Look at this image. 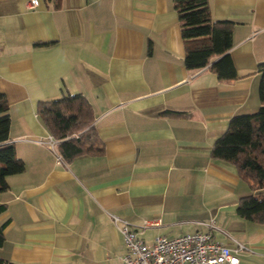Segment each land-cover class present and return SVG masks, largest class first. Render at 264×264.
Returning <instances> with one entry per match:
<instances>
[{"label":"crops","instance_id":"0c3cea01","mask_svg":"<svg viewBox=\"0 0 264 264\" xmlns=\"http://www.w3.org/2000/svg\"><path fill=\"white\" fill-rule=\"evenodd\" d=\"M29 1L0 0V91L9 141L25 162L0 194L8 222L0 257L123 264L117 216L134 227L159 219L144 230L147 242L212 232L245 245L240 264H264V225L237 213L252 189L235 165L211 156L230 119L261 105L264 0H209L215 20L234 22L232 81L186 67L175 0H39L35 9ZM66 94L91 103L103 154L58 162L42 142L51 134L38 104Z\"/></svg>","mask_w":264,"mask_h":264},{"label":"trees","instance_id":"16d2710c","mask_svg":"<svg viewBox=\"0 0 264 264\" xmlns=\"http://www.w3.org/2000/svg\"><path fill=\"white\" fill-rule=\"evenodd\" d=\"M59 6L60 0H45ZM185 40V65L190 70L209 66L221 81L239 77L231 56L234 22L215 20L209 0H175ZM216 58L214 61H212ZM260 108L254 113L233 116L226 131L211 150L215 159L236 166L241 179L252 192L240 198L237 213L264 225V61L259 64ZM38 115L50 134L59 139L58 149L64 158L103 154L102 141L95 126L91 103L83 94H66L62 98L40 101ZM179 113L167 111L165 113ZM11 114L9 102L0 91V194L9 188L8 177L25 171V162L9 141ZM7 209L0 204V214ZM6 222H0V246L4 244ZM0 264H16L0 257Z\"/></svg>","mask_w":264,"mask_h":264},{"label":"built area","instance_id":"2783aa9c","mask_svg":"<svg viewBox=\"0 0 264 264\" xmlns=\"http://www.w3.org/2000/svg\"><path fill=\"white\" fill-rule=\"evenodd\" d=\"M38 6L39 0H30L27 4L29 9ZM42 142L56 152L58 162L64 161L57 150L58 138L51 134ZM113 219L127 246V252L122 257L123 264H240L238 252L245 248L239 242L232 248L214 239L212 232L201 231L176 237L156 235L152 242H147L142 237L144 230L159 225V219L144 220L136 227L117 216Z\"/></svg>","mask_w":264,"mask_h":264},{"label":"rangeland","instance_id":"374dc122","mask_svg":"<svg viewBox=\"0 0 264 264\" xmlns=\"http://www.w3.org/2000/svg\"><path fill=\"white\" fill-rule=\"evenodd\" d=\"M259 108H260V105H259ZM204 216H205V214L200 213V214H196V215L194 216V218H196V219H201V220H205ZM147 236H148V237L150 236V232L147 233Z\"/></svg>","mask_w":264,"mask_h":264}]
</instances>
